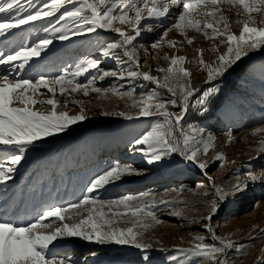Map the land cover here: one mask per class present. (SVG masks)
Returning a JSON list of instances; mask_svg holds the SVG:
<instances>
[{"label":"rangeland","instance_id":"374dc122","mask_svg":"<svg viewBox=\"0 0 264 264\" xmlns=\"http://www.w3.org/2000/svg\"><path fill=\"white\" fill-rule=\"evenodd\" d=\"M46 2L49 0H32L34 7H29L27 0H22V18H26L28 13L34 14L35 8L42 7ZM66 8L70 9L71 5ZM221 9L228 18L230 30L238 35L242 24L237 21L244 17H239L237 8L228 4L227 0ZM198 10L202 13L208 11L204 8ZM63 11L52 20L44 17L12 30L10 36L0 38V51L7 53L11 49L18 50L21 44L38 43L39 38L51 39L53 43L47 55L42 53L41 57L33 58L29 66L11 73L9 79H30L35 83L44 76L50 82L49 87H55V95L40 86L34 98L40 101L55 98L59 101L56 110L70 115L80 114L83 109L86 119L71 125L65 132L42 138L26 149L23 159L15 166L12 179L0 184V220H13L20 226H26L50 207L67 208L69 204L78 203L87 194L90 181L97 175L117 164L131 166L140 174L125 175L121 180L95 190L90 194L97 201L95 206L68 209L64 221L48 217L45 223L53 229L63 223H76L88 215L89 208L94 207V218H98V213L103 211V219L114 221L112 227L120 229L135 224L134 230L142 233L140 238L152 245L154 264H207L196 258L189 261L183 256L171 262L167 257L176 255V248L192 246L194 237L198 235L208 237L207 243H214L204 228L207 221L202 219L208 214L214 186L228 188L237 182L247 183L242 192L221 204L210 223L217 235L230 237L237 246H242L241 251L236 248L228 250L229 264H258L257 258L264 257V179L250 181L248 173H264V53L242 59L248 65L241 71L243 73L236 79L237 82L224 79L228 72L212 82L220 90L211 98L222 96L223 103L216 114L224 127L213 128L207 122L188 121L190 111L185 116V127L188 124L202 127L206 130L205 137L208 133L214 137V144L208 152L198 154L199 160L208 161L207 169L201 170L195 162L183 160L178 153L149 165L141 152L134 151V140L161 118L136 116L139 109L133 106V101H139L142 95L157 89V86L154 82L143 80L142 76L129 77L127 74L130 71L148 72L162 80L164 72L159 69H166L172 57L183 56L186 59L182 66L191 72L192 87L205 89L209 86L205 83L207 68L200 64L201 54L198 50H203L206 63L215 66L217 57L226 52V37L210 38L211 29L207 30L208 37L203 31L197 32L192 28L185 32L179 31L174 25L183 8L182 5H171L166 17L141 21L140 35L136 36L132 44L139 61L137 65L123 56L122 49L117 50L121 56L119 61L114 55H102L103 46L121 39L111 28L97 27L94 32H87L83 28L78 29L67 19L57 24ZM118 12L114 10V14ZM129 15L134 13L129 12ZM253 15L259 20L257 14ZM192 18L202 24L214 23L211 17L205 15ZM65 24L68 39L60 40L58 36L61 33L52 29ZM119 26L135 35L134 30L127 25ZM149 26L154 30L147 31ZM217 27L223 30L222 25ZM44 28L50 31L45 33ZM189 39H192L191 43ZM169 40L174 41L175 46L169 45ZM154 43L157 47H152ZM85 60H97L102 69L115 71L117 76L108 75L100 79L96 69H89L73 78L70 74L76 70L77 64ZM191 60L196 62L190 64ZM4 71L5 67L0 66V72ZM65 73L69 74L65 76L64 86L67 90L61 94V85H52L51 80ZM195 73L204 78L199 86L193 84ZM120 75L125 78L119 79ZM94 77V84L89 86L86 95L83 89L71 91L77 83L87 84ZM68 80H72V83L68 84ZM93 87L101 91H92ZM157 90L161 93L160 89ZM29 95H32L31 91ZM163 96L165 99L169 97ZM33 107L44 113L51 110V106L46 103H37ZM167 107L169 111H180L170 104ZM121 112L133 118L119 115ZM111 151L117 154L111 155ZM127 151L130 153L125 155L126 158H120ZM219 153L224 154L223 160L215 159ZM5 157L4 150L0 148V162ZM109 161L113 164L107 167ZM124 196L138 197L145 203L157 202L154 211L160 222L141 216L133 217L123 205H113L111 210L107 203L103 208L100 207L101 201H114ZM160 200L175 203L165 205L160 204ZM176 212L180 215H176ZM141 220L149 227L140 226ZM103 227L107 229L109 226ZM51 252L57 258L71 257L73 261L78 260L79 264H142L139 250L132 245L115 242L102 244L81 237L61 238Z\"/></svg>","mask_w":264,"mask_h":264},{"label":"snow or ice","instance_id":"6c2138e0","mask_svg":"<svg viewBox=\"0 0 264 264\" xmlns=\"http://www.w3.org/2000/svg\"><path fill=\"white\" fill-rule=\"evenodd\" d=\"M27 2L29 7H34L32 0H27ZM224 3L225 0H49L42 7L35 8L34 14L28 13L26 18H22L24 11L22 0H0V14L8 13L7 16H0V21H4L0 22V38H7L12 34V30L18 29L21 25L53 16L56 12L64 9L57 24L67 19L78 29L83 28L87 32H94L97 27L111 28L121 39L103 46L102 55H114L119 61L121 56L117 50L122 49L123 56L138 65L139 61L135 56V48L132 47V44L136 36L140 35L141 21L146 18L166 17L171 5H182L183 11L179 13L174 27L181 32H185L189 28L195 29L197 32L203 31L206 37L209 36L207 30L211 29L210 38L226 37V52L217 57V62L213 66L203 60V50H198L201 54L199 62L207 68L205 83L209 86L205 89L192 87L191 72L182 66L186 59L183 56L172 57L170 65L166 69H159L164 72L162 80L148 72L130 71L127 74L129 77L142 76L143 80L154 82L157 89H164L170 94L165 99L157 89H154L142 95L139 101H133V106L139 109L136 116L161 118L134 140V151L141 152L147 158L146 162L149 165L178 153L183 160L195 162L201 170H205L208 167V161L199 160L198 154L208 152L214 144V137L210 133L205 137L206 130L202 127L192 124L185 127L183 123L185 116L190 107H199L206 111V104L220 90L219 86L213 85L212 82L218 77H222L233 65L248 57L250 53L264 50V0H227L228 4L237 8V15L244 17L243 20L237 21L242 24L238 35L230 30L228 18L223 15L221 5ZM66 5H71V8H66ZM117 8L119 12L114 14V10ZM200 8L208 9V11L202 13L198 10ZM129 12H133L134 15L130 16ZM254 13L259 16V20L253 15ZM200 15L211 17L214 23L204 22L202 24L201 21L192 18ZM114 22L118 23L114 26ZM119 25H127L132 28L135 35ZM217 25H222L223 30ZM66 29L67 25L65 24L53 27L52 30L61 33L58 39L66 40L68 39ZM153 30L151 26L147 28L149 32ZM43 31L48 33L50 29L44 28ZM166 35L167 32H165ZM188 42L191 43L192 39H189ZM52 43L51 39L39 38L38 43L21 44L18 50L11 49L7 53L0 51V66L5 67V71L0 72V148L4 150V155L7 158V164L0 162V184L12 179L16 170L15 166L23 159L29 146L34 145L42 138L65 132L71 125L86 119L83 109L80 114L70 115L67 112L56 110L59 101L55 98L46 101L34 98L40 86L55 95V87H49L50 82L44 76H41L35 83L30 79H9L11 73L19 72L29 66L33 58L41 57L42 53L47 55L51 50L49 46ZM168 43L175 46L174 41L169 40ZM152 47H157V44L154 43ZM89 69H96L100 73V79L108 75L117 76L115 71L110 72L102 69L97 60H85L81 64H77L76 70L70 75L74 78ZM67 75L69 74L55 76L51 80L52 85H61L59 89L61 94L67 90L64 86ZM124 78L123 75L119 76V79ZM94 80L95 77L84 85L77 83L71 91L83 89L86 95L89 86L94 84ZM67 83L71 84L72 80H68ZM91 90L101 91L95 87ZM30 91L32 95H29ZM37 103H46L51 106V110L47 113L36 111L33 106ZM16 104L22 106H14ZM169 104L173 108L178 107L179 113L169 111L167 107ZM119 115H127L129 119L133 118L124 112ZM215 159L223 160L224 154L219 153ZM128 174L140 173L131 166L122 167L117 164L111 167L90 181L87 194L78 203L69 204L67 208L50 207L35 217L34 222H28L26 226H20L13 220H0V264H79L78 260L73 261L68 256L57 258L56 254L51 252V249L56 247V243L65 237H81L86 241H96L102 244L115 242L119 245H132L139 250L142 264H154L152 245L140 238L142 233L134 230L135 224L120 229L112 227L114 221L103 219V211L98 213V218H94L96 215L94 207L89 208L88 215L76 223H63L62 226L54 229L45 223V218L48 217H56L60 221H64L67 218L65 214L68 209H79L81 206L88 205L95 206L97 201L92 199L90 194L121 180ZM248 177L250 181L261 180L264 179V173L256 175L249 171ZM246 187L247 183L241 184L240 182L228 188L214 186L213 199L208 203V214L202 218L207 221L204 228L214 243H207L208 237L198 235L194 237L195 243L192 246L176 248V255H169L167 259L176 262L183 256L189 261L196 258L206 261L207 264H229L228 250L236 248L237 251H241L242 246H237L230 237L217 235L210 221L223 202L242 192ZM105 203L110 210L113 205H123L133 217L141 216L150 218L157 223L160 222L154 211L157 206L155 201L145 203L138 197L124 196L114 201H101L100 207L103 208ZM159 203L169 205L175 202L160 200ZM175 214L180 215L179 212ZM103 225L109 227L106 229ZM140 226L149 227L148 224L143 223V220L140 221ZM257 259L258 264H264V257Z\"/></svg>","mask_w":264,"mask_h":264},{"label":"trees","instance_id":"16d2710c","mask_svg":"<svg viewBox=\"0 0 264 264\" xmlns=\"http://www.w3.org/2000/svg\"><path fill=\"white\" fill-rule=\"evenodd\" d=\"M260 53H264V50L261 51H257V52H252L249 54V56L251 55H257ZM247 57H245L246 59ZM248 63L245 60H241L239 62H237L236 65H233L228 73L225 75L224 79L225 80H231L232 81H236L237 82V78L240 77L242 75L243 72H241L242 70H245L247 68ZM161 93L165 96H170L169 93L166 92V90L164 89H160ZM193 103V102H192ZM222 96L218 97L215 96L213 98L210 99V101L206 104V111L203 109H200L198 107H190L189 111H190V116H189V120L188 121H203V122H207L209 125H211V127L213 128H220V127H224L223 122H221V119L218 117V115L216 114V110H218L219 108H221L222 106ZM194 104V103H193ZM107 167H109L112 163V161L107 162Z\"/></svg>","mask_w":264,"mask_h":264},{"label":"bare ground","instance_id":"6f19581e","mask_svg":"<svg viewBox=\"0 0 264 264\" xmlns=\"http://www.w3.org/2000/svg\"><path fill=\"white\" fill-rule=\"evenodd\" d=\"M66 6H67V5H66ZM61 10H62V9H61ZM61 10H60V11H61ZM60 11L56 12L53 16H49V17H45V18H46L47 20H52V19H54V18L59 14ZM118 11H119L118 8L115 9V12H118ZM195 62H196V60H191V61H190V64H194ZM195 74H196V73H195ZM203 80H204L203 77H201V76H199V75L196 74V76H194V79H193V84H194L195 86H199V85L203 82ZM128 153H130V151H127L126 153L121 154L122 156H121L120 158H126L125 155L128 154ZM116 154H117L116 151H111V155H116ZM1 162H7V158H6V157L3 158Z\"/></svg>","mask_w":264,"mask_h":264}]
</instances>
